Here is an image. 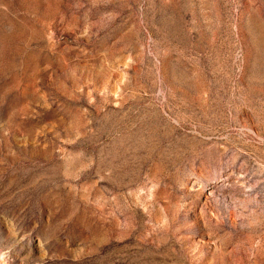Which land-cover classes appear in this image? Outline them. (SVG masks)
<instances>
[{
  "label": "rangeland",
  "instance_id": "374dc122",
  "mask_svg": "<svg viewBox=\"0 0 264 264\" xmlns=\"http://www.w3.org/2000/svg\"><path fill=\"white\" fill-rule=\"evenodd\" d=\"M0 264H264V0H0Z\"/></svg>",
  "mask_w": 264,
  "mask_h": 264
}]
</instances>
